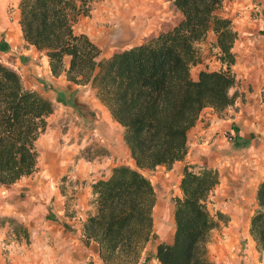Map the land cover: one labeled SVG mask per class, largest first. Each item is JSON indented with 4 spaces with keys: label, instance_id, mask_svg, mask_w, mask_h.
I'll return each instance as SVG.
<instances>
[{
    "label": "trees",
    "instance_id": "16d2710c",
    "mask_svg": "<svg viewBox=\"0 0 264 264\" xmlns=\"http://www.w3.org/2000/svg\"><path fill=\"white\" fill-rule=\"evenodd\" d=\"M179 14L175 24L141 45L101 58L102 50L76 26L91 15L92 0H21L20 25L25 41L44 53L53 76L65 74L75 85L90 86L124 129V142L136 167L111 169L92 185L94 210L83 235L100 246L105 264H138L153 238L156 193L145 171L171 169L188 153L189 131L207 108L222 112L235 105L230 91L236 78L232 52L238 33L233 21L219 15L230 0H165ZM217 50L220 70L192 68L199 63L197 44ZM66 58H70L66 67ZM226 67V69H224ZM53 103L27 90L21 76L0 62V187L12 186L39 172L36 144L46 132ZM220 185L219 171L186 166L182 199L176 200L173 243L157 249L161 264H215L209 257L211 232L227 221L214 216L208 202ZM250 235L264 258V180L258 187ZM25 238L23 228L15 233Z\"/></svg>",
    "mask_w": 264,
    "mask_h": 264
},
{
    "label": "crops",
    "instance_id": "0c3cea01",
    "mask_svg": "<svg viewBox=\"0 0 264 264\" xmlns=\"http://www.w3.org/2000/svg\"><path fill=\"white\" fill-rule=\"evenodd\" d=\"M20 2L21 0H0V57L14 62L15 68H11L21 76L27 90L41 94L56 105L65 104L67 111L76 110L90 126H97L104 135L105 146L111 150L112 157L88 165L81 160L74 162L73 158L67 160L66 155H63L56 161L55 171L51 168V160L47 161L49 168L47 162L43 166L38 162L41 175L47 173L49 177L45 180L34 178V187L27 195V210L13 211L14 214L28 219L30 223L42 224L50 231L53 248L43 250L41 254L47 259L53 258L52 264H105L100 256L99 244L96 241H88L82 233L88 212L94 210L93 205L87 204L88 201L86 203V200L93 196L90 184L80 198L82 204L86 205H75L76 209L81 211L70 217L66 205L67 196L61 193L58 183L71 166L74 168L75 177L80 181L107 179L111 169L118 165L115 158L118 160L121 157L119 151L125 150V154H130L128 147L126 149L123 144L124 129L113 120L109 110L100 102L96 91L90 86L70 83L65 74L53 76L46 55L29 45L23 38ZM129 2L131 5L126 10L117 6L115 11L113 8L91 11L89 17L79 22L78 25L85 23V28L78 33L86 34L100 47L101 58H108L115 51L141 45L146 38L174 25L179 17L165 0ZM12 6L18 7L13 21L9 17ZM223 6L219 15L229 19L236 17L240 25L235 28L238 39L232 49L237 61L232 66L236 83L230 94H236V102L222 112L207 108L201 113L196 125L189 131L188 153L183 161L175 163L171 169L158 167L155 171H145L147 177L151 175L148 178L154 186L157 198L153 210L152 238L157 242L148 243L139 264H161L157 258L158 246L162 243H173L176 200L183 198L180 186L186 166L217 169L220 185L213 191L216 193L217 204L223 203L221 197L229 198L228 204L225 203L223 208H219L221 207V213L228 215L232 220L229 222V228H225L223 232L225 242L218 244L215 256H209L211 261L216 264L224 263L220 261L223 260L221 254L226 252L224 260H227V264H264V258L258 253L256 243L249 232L251 217L257 206L258 187L264 180V0H230ZM253 15L255 16L252 17ZM107 22H111L113 26L107 28ZM214 39V33L211 32L207 42L197 44V47L211 48L209 43ZM211 51L215 54L212 62L220 63L217 59L218 51ZM69 62L70 58H66V67ZM212 66L213 63L208 69L215 70ZM221 67L220 63L219 68ZM193 69H197L196 76ZM205 69L207 66L199 62L192 68V77L198 79L199 73ZM226 134H231L234 141L227 142ZM56 144L59 152L61 145ZM240 159L245 163L243 178L239 180L240 183H232V179L238 180L234 173L239 172L232 166L238 164ZM73 162L76 165H73ZM229 166L232 168H228ZM33 176L27 178L31 179ZM48 178H52L51 181ZM153 179H156V182H153ZM252 184L255 188L250 192L251 200L247 202L245 189ZM225 186H228V189ZM250 203L254 205L252 212ZM217 231L218 229L213 230L211 235H216ZM240 241H247V248L240 244Z\"/></svg>",
    "mask_w": 264,
    "mask_h": 264
},
{
    "label": "rangeland",
    "instance_id": "374dc122",
    "mask_svg": "<svg viewBox=\"0 0 264 264\" xmlns=\"http://www.w3.org/2000/svg\"><path fill=\"white\" fill-rule=\"evenodd\" d=\"M123 4V5H122ZM129 3L128 0H92V11L95 10H105L107 8H113V11L117 9V6L123 10L128 9ZM127 6V7H125ZM12 8V7H11ZM10 8V10H11ZM9 10V11H10ZM261 13H258V15ZM253 15L252 17H254ZM237 18L233 17L232 20L234 24V28L240 26L237 23ZM235 21V23H234ZM115 24V23H114ZM106 27L109 28L113 26L111 22H107ZM85 28V23L80 24L76 27L77 32L81 29ZM158 30V29H157ZM212 49L208 46H199L197 47L199 62L203 63V65L207 66V69L211 67V63H213L212 69L216 68L220 70V63L212 62L213 56L215 54L211 51ZM9 60V59H7ZM215 60V59H214ZM11 68V67H10ZM193 74L196 76L197 69H193ZM231 92V91H230ZM54 114L51 115L48 119V127L46 132L39 138L38 143L36 144L37 150L39 152L40 159L38 160L40 166H43L45 162L50 161L51 168L53 171L57 169V160L58 158H62L63 155H66V159L70 160V158L74 159V162L81 160L83 163H93V162H101L102 159L106 157H112V152L105 146V138L101 130L98 129L97 126H90L86 120H84L77 111L69 112L65 109L67 106L63 104V106H59L54 104ZM120 136V133H118ZM122 137L124 141V130L122 132ZM76 142V145L73 146V143ZM60 143L59 152L56 149L57 144ZM125 144V142L123 143ZM126 146V144H125ZM127 149V146L125 147ZM121 157L117 160L115 158V163L118 164L114 167L126 165L135 168L134 160H130V154H125V150L119 151ZM52 157V158H51ZM72 163L76 165V163ZM243 160L240 159L238 164H235L233 169L236 168L237 173L235 174V178L232 179V183H240L241 178H243V170L245 168V163H242ZM49 168V162H47ZM258 165H255L257 167ZM113 167V168H114ZM229 166L228 168H232ZM74 168L71 166L69 170L66 171L65 176L58 183V187L61 190L63 195H66V206L69 216L72 217L76 214L77 211H81V209H76L75 205H82L83 207L86 205L82 204L81 197L84 194V191L88 185H92L101 180L93 179V180H83L80 181L75 177ZM41 167L37 174H34L33 178H25L21 182H18L16 185L12 186H2L0 187V264H52L53 258L47 259L46 257H42L41 252L43 250H48L52 247V243L50 241L51 233L50 231L44 227L42 224H34L30 223L28 219L21 217L20 215L14 214V209L27 210L26 203L28 202L27 198L29 192L33 189L35 182L34 178H39L45 180L47 177V173L41 175ZM40 173V174H39ZM149 175L148 177H150ZM154 176V175H153ZM51 181L52 178H48ZM240 180V181H239ZM153 182H156V179H153ZM253 184L256 185L254 182ZM224 188V187H223ZM228 189V186H225ZM82 195V196H81ZM93 195V193H92ZM223 196V195H222ZM216 193L213 192L209 197L208 208L210 212L216 216L218 212H220L222 205L229 202V198L221 197L223 203L218 205ZM237 197H239L237 195ZM252 198V197H251ZM251 198H245L247 202L251 200ZM84 201V200H83ZM88 201V203H87ZM94 196L90 199L86 200V203L89 205H93ZM228 204V203H227ZM219 206H221L219 208ZM94 207V205H93ZM250 211H253V203H250ZM223 208V207H222ZM91 212V211H89ZM88 212V213H89ZM81 213V212H80ZM75 216V215H74ZM227 216V221L223 222L218 229L216 235L210 236V242L208 244V251L211 252V255L215 256L217 253L218 244L221 242H225L226 238L223 235L225 228H229V222L232 220L231 217ZM242 226V225H241ZM239 226V228L241 227ZM23 228L27 232L28 238H25L23 231H21L22 236L19 237L15 233V229ZM227 232V231H226ZM45 233V234H44ZM49 239L46 241L45 239ZM156 239L151 240L153 243ZM247 241H240L244 247L247 248ZM148 245V244H147ZM146 245V247H147ZM145 247V249H146ZM225 248V246H223ZM145 249L142 252V257ZM225 254H221V258L224 263L227 260H224ZM141 257V259H142ZM64 263V261H62ZM140 262V261H139ZM87 264H93L92 262ZM139 264V263H138ZM227 264V263H226Z\"/></svg>",
    "mask_w": 264,
    "mask_h": 264
},
{
    "label": "built area",
    "instance_id": "2783aa9c",
    "mask_svg": "<svg viewBox=\"0 0 264 264\" xmlns=\"http://www.w3.org/2000/svg\"><path fill=\"white\" fill-rule=\"evenodd\" d=\"M224 7V6H223ZM17 8L16 6H12L11 10L9 11V17L10 19L13 21L15 14L17 12ZM223 9V8H222ZM0 62L7 65L8 67H14L15 68V64L12 60H6L3 57H0ZM225 138L227 140V142L231 143L234 141L233 136H231V134H226ZM216 264V263H215ZM220 264H226V263H220Z\"/></svg>",
    "mask_w": 264,
    "mask_h": 264
},
{
    "label": "bare ground",
    "instance_id": "6f19581e",
    "mask_svg": "<svg viewBox=\"0 0 264 264\" xmlns=\"http://www.w3.org/2000/svg\"><path fill=\"white\" fill-rule=\"evenodd\" d=\"M120 1V0H119ZM129 1V0H128ZM133 1V0H132ZM130 3V2H129ZM123 5V4H122ZM125 7H127V6H125ZM124 8V7H123ZM122 8V9H123ZM120 9V8H119ZM125 10V9H124ZM128 15V14H127ZM135 16V15H134ZM141 17V16H140ZM135 18H137L136 16H135ZM131 23H133V22H131ZM128 36V35H127ZM125 38V37H124ZM110 39V38H109ZM130 40V39H129ZM128 40V41H129ZM121 42V41H120ZM109 43V42H108ZM104 44H106V43H104ZM114 44V43H113ZM52 158V157H51ZM255 185V184H254ZM253 188H255V186H253V184L250 186V187H246V189H245V197H247V198H250V192L251 191H253Z\"/></svg>",
    "mask_w": 264,
    "mask_h": 264
}]
</instances>
